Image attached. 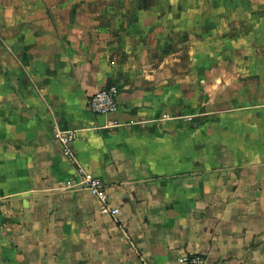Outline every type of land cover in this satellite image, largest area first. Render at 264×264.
Wrapping results in <instances>:
<instances>
[{"label":"crops","instance_id":"0c3cea01","mask_svg":"<svg viewBox=\"0 0 264 264\" xmlns=\"http://www.w3.org/2000/svg\"><path fill=\"white\" fill-rule=\"evenodd\" d=\"M189 253L264 264V0H0V264Z\"/></svg>","mask_w":264,"mask_h":264},{"label":"built area","instance_id":"2783aa9c","mask_svg":"<svg viewBox=\"0 0 264 264\" xmlns=\"http://www.w3.org/2000/svg\"><path fill=\"white\" fill-rule=\"evenodd\" d=\"M119 94L120 90L116 86H109L95 92L89 99L90 110L96 115H110L115 113L119 108ZM59 139L64 155L69 161L76 163L77 158L72 144L77 139V133L73 131L61 132ZM77 171L83 177L77 184L87 188L99 199L103 213H109L114 218H117L118 210L110 206L107 189L101 180L86 174L80 166H78ZM181 261L184 264H208L207 257L197 253L185 254L182 256Z\"/></svg>","mask_w":264,"mask_h":264}]
</instances>
